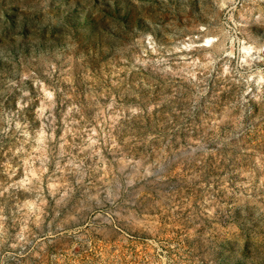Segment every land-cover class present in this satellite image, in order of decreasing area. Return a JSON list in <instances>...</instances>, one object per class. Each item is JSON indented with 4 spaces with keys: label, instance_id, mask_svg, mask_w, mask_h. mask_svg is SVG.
<instances>
[{
    "label": "rangeland",
    "instance_id": "rangeland-1",
    "mask_svg": "<svg viewBox=\"0 0 264 264\" xmlns=\"http://www.w3.org/2000/svg\"><path fill=\"white\" fill-rule=\"evenodd\" d=\"M0 264H264V0H0Z\"/></svg>",
    "mask_w": 264,
    "mask_h": 264
}]
</instances>
